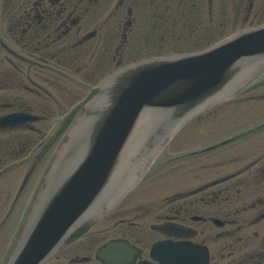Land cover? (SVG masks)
<instances>
[{
	"label": "flooded vegetation",
	"instance_id": "flooded-vegetation-1",
	"mask_svg": "<svg viewBox=\"0 0 264 264\" xmlns=\"http://www.w3.org/2000/svg\"><path fill=\"white\" fill-rule=\"evenodd\" d=\"M255 6L256 0H0V119L20 118L0 127V230L20 219L42 161L79 113L77 87L87 91L85 103L103 79L130 65L206 50L250 27ZM55 120L62 129L51 142L42 140V122ZM211 122L213 142H203L199 159L185 155L197 161V175L188 166L194 187L80 227L46 264L156 263L150 251L161 241L204 246L209 264H264V73L200 121L204 128ZM111 244L118 246L108 250Z\"/></svg>",
	"mask_w": 264,
	"mask_h": 264
},
{
	"label": "water",
	"instance_id": "water-1",
	"mask_svg": "<svg viewBox=\"0 0 264 264\" xmlns=\"http://www.w3.org/2000/svg\"><path fill=\"white\" fill-rule=\"evenodd\" d=\"M263 71L264 25L205 52L142 62L107 79L58 153L8 264H43L74 229L98 220L140 179L109 205L148 151ZM236 75L242 84L230 83ZM16 120L1 118L0 126ZM152 257L160 264H208L207 250L188 242L158 243Z\"/></svg>",
	"mask_w": 264,
	"mask_h": 264
},
{
	"label": "rangeland",
	"instance_id": "rangeland-1",
	"mask_svg": "<svg viewBox=\"0 0 264 264\" xmlns=\"http://www.w3.org/2000/svg\"><path fill=\"white\" fill-rule=\"evenodd\" d=\"M264 23V0H256V6L254 10V17L250 19V23L247 24V26H258L260 24ZM245 26V25H243ZM78 90H74L73 96H75L79 103L83 105L82 100L85 99L87 91H84L83 89H80V87H77ZM81 105V106H82ZM214 109V108H213ZM58 109L55 108V111ZM213 111V110H210ZM209 113V112H208ZM199 121V119H198ZM197 122V119L193 120L192 123L187 126L184 130H181L180 133L176 136L175 139H173L169 144H167L166 148L163 150L162 160H166V164L163 167L162 171L160 172L158 176V181L156 182V174L158 173V170L161 168V163L156 165L154 170L150 173L146 179L141 183L140 186L136 188L134 192H131L126 198L117 205L112 212L114 213H120L124 207L130 206V207H140L141 203H144L146 201H150L152 198L160 197L162 195H169L176 191H183L184 189H189L190 187H194L197 184V181L193 180L192 175L198 174V168H197V161L192 165V159L186 157L185 154H187L190 151L199 149L201 146L199 145L200 139L203 138V134L205 132V129L203 130L200 128V122L195 125ZM62 123H59L58 121H51V122H42V140L50 142L54 140V137L56 133L62 129ZM69 125V124H68ZM67 125V126H68ZM75 123H72V125L69 128H73ZM196 126V131L193 133V126ZM214 128V127H210ZM61 136L58 137L56 140H54L55 145L53 149L51 150L50 154L46 157L45 160L42 161L43 166L41 165L42 172L38 171V174H36L34 182L31 183L30 191L27 193L26 197L23 200L22 207H21V217L18 221V216H15L12 223H9V226H12L11 229L7 230L3 229L0 230V264H8L9 260L11 259L12 255L14 254L19 242L21 241L24 231H23V224L22 220L24 217V220L32 213V208H34V199L35 193L38 187V183L42 177L43 179V172L45 170V165L50 163V160L52 157L57 156V152L61 151V148L63 144L66 142V139L69 135L67 129H63ZM199 140V141H198ZM207 139H204V142H206ZM187 141V142H186ZM189 141V142H188ZM43 146V142H42ZM199 159V156L196 155L195 157ZM195 165V167H193ZM188 166H192L189 172L192 174L190 177L188 175ZM174 177V179H172ZM173 181V184L170 182ZM188 180H191L189 183ZM156 182V183H155ZM16 183H14V189L16 186ZM133 201V202H132ZM139 201H141L139 203ZM138 202V203H136ZM129 207V208H130ZM127 208V209H129ZM7 207L4 208V213L6 212ZM2 212V211H1ZM24 214V215H23ZM0 213V223L2 222L3 215ZM22 224V225H21ZM5 226V225H4Z\"/></svg>",
	"mask_w": 264,
	"mask_h": 264
},
{
	"label": "bare ground",
	"instance_id": "bare-ground-1",
	"mask_svg": "<svg viewBox=\"0 0 264 264\" xmlns=\"http://www.w3.org/2000/svg\"><path fill=\"white\" fill-rule=\"evenodd\" d=\"M238 78V75L230 79V83L234 84L235 80ZM237 84H242L243 79L239 82H235ZM224 98V97H223ZM222 98V99H223ZM158 119V118H157ZM76 132V131H75ZM74 132V133H75ZM77 134V133H75ZM74 134V135H75ZM167 143V142H166ZM166 143L159 144L152 148L150 151H148L141 160H138L137 163L135 164L134 168L132 167L131 170L128 172L125 183L123 184L122 188H119L118 190L115 189V195L112 197L114 202L110 203L109 205L112 206L118 199L119 197L123 194V192L130 186L132 185L140 176H142L150 167V165L153 163L154 159L156 158L159 150L164 148ZM163 146V147H162ZM162 147V148H161ZM148 167V168H147ZM116 199V200H115Z\"/></svg>",
	"mask_w": 264,
	"mask_h": 264
}]
</instances>
